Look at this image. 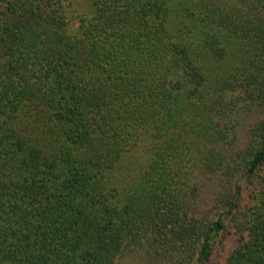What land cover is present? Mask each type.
<instances>
[{
  "label": "trees",
  "instance_id": "16d2710c",
  "mask_svg": "<svg viewBox=\"0 0 264 264\" xmlns=\"http://www.w3.org/2000/svg\"><path fill=\"white\" fill-rule=\"evenodd\" d=\"M90 3L0 0V264H264V0Z\"/></svg>",
  "mask_w": 264,
  "mask_h": 264
},
{
  "label": "rangeland",
  "instance_id": "374dc122",
  "mask_svg": "<svg viewBox=\"0 0 264 264\" xmlns=\"http://www.w3.org/2000/svg\"><path fill=\"white\" fill-rule=\"evenodd\" d=\"M73 4L79 12L89 11L90 6H91L90 0H73ZM202 204H203V202H201V205ZM206 208H207L206 205H204L202 210L205 211ZM206 213H208V212H206ZM172 262H173L172 259H170V260L164 259V261H162V260H159L158 258L151 256V255L148 256L144 252H141V250H139V251L132 250V252H130L129 255L125 258L123 264H172Z\"/></svg>",
  "mask_w": 264,
  "mask_h": 264
}]
</instances>
